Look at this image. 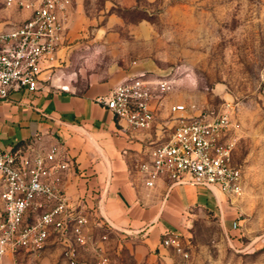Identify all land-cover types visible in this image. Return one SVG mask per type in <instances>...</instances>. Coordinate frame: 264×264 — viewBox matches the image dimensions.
<instances>
[{
  "label": "built area",
  "instance_id": "obj_1",
  "mask_svg": "<svg viewBox=\"0 0 264 264\" xmlns=\"http://www.w3.org/2000/svg\"><path fill=\"white\" fill-rule=\"evenodd\" d=\"M13 2L32 8V14L16 27H0V98L15 90L41 88L44 62L53 60L62 44L64 20L73 4V0H5V5ZM174 88L175 79L168 74L140 70L96 101L117 117L122 129L134 131L154 125L159 105ZM169 109L175 120L173 131L138 164L145 183L154 186L165 176L171 183L204 184L240 196L244 173L234 159L238 138L231 134L232 110L190 113L185 102L172 103ZM43 143V132L10 148L0 140V259L20 251L39 254L47 245L57 244L71 264L85 250L99 263L107 262L113 224L99 210L78 208L81 202L69 198L64 178L75 160L63 142ZM239 226L240 221H234L233 227ZM95 227L104 231L95 233ZM161 243L184 258L190 255L175 230L166 231Z\"/></svg>",
  "mask_w": 264,
  "mask_h": 264
},
{
  "label": "crops",
  "instance_id": "obj_2",
  "mask_svg": "<svg viewBox=\"0 0 264 264\" xmlns=\"http://www.w3.org/2000/svg\"><path fill=\"white\" fill-rule=\"evenodd\" d=\"M0 6L4 29L20 25L32 14V8L17 2L6 6L0 0ZM123 45L113 39V0H105L103 8L73 0L64 20L63 42L54 59L44 62L41 88L15 90L0 98V140L10 148L43 132L44 146L63 142L75 160L64 178L66 193L81 202L78 208L99 210L113 224L108 248L135 240L140 257L165 256L172 250L161 243L166 231L180 232L196 208L224 214L226 203L234 199L216 188L171 183L165 176L154 186L145 183L138 164L149 158L155 144L168 139L175 123L169 105L178 100L171 93L164 98L152 127L122 129L97 96L133 72L160 74L123 52ZM236 220L232 229H237Z\"/></svg>",
  "mask_w": 264,
  "mask_h": 264
},
{
  "label": "rangeland",
  "instance_id": "obj_3",
  "mask_svg": "<svg viewBox=\"0 0 264 264\" xmlns=\"http://www.w3.org/2000/svg\"><path fill=\"white\" fill-rule=\"evenodd\" d=\"M84 2L103 8L105 0ZM113 39L132 59L173 77L171 94L190 113L232 110L244 192L224 214L192 210L179 232L187 258L173 250L140 257L135 240H122L108 248L107 262L85 250L76 264H264V0H113ZM235 217L240 226L232 229ZM15 263L71 264L57 244L0 259Z\"/></svg>",
  "mask_w": 264,
  "mask_h": 264
}]
</instances>
